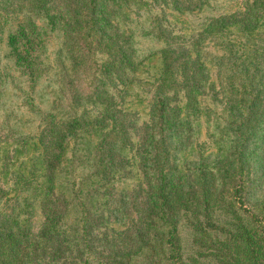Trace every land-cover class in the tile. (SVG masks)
I'll return each instance as SVG.
<instances>
[{
  "label": "trees",
  "instance_id": "1",
  "mask_svg": "<svg viewBox=\"0 0 264 264\" xmlns=\"http://www.w3.org/2000/svg\"><path fill=\"white\" fill-rule=\"evenodd\" d=\"M12 98L0 264H264V0H0Z\"/></svg>",
  "mask_w": 264,
  "mask_h": 264
},
{
  "label": "rangeland",
  "instance_id": "2",
  "mask_svg": "<svg viewBox=\"0 0 264 264\" xmlns=\"http://www.w3.org/2000/svg\"><path fill=\"white\" fill-rule=\"evenodd\" d=\"M51 95V93H50ZM11 103L6 104L5 110H0V123L4 121V113L5 111H13L12 115H16V110H13L15 105H17V100L15 98H12ZM11 104V105H9ZM209 107L211 111L209 112V116L204 120L203 126H202V133L200 137V142L203 148H213L214 147V140L218 139L219 137V129L222 127L224 123V115L221 112V106L218 103L209 104ZM132 109H135L133 106ZM137 110V109H135ZM9 124H12V120L8 121ZM5 128H2L1 133L3 135ZM133 173V172H132ZM131 173V174H132ZM123 181L131 187L132 185H135V180L130 177H124ZM39 215L36 212L34 216L32 217V223H33V231H36L39 226Z\"/></svg>",
  "mask_w": 264,
  "mask_h": 264
}]
</instances>
